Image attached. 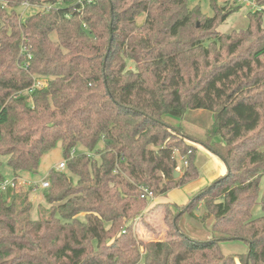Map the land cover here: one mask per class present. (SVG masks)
Returning <instances> with one entry per match:
<instances>
[{"label":"trees","instance_id":"trees-1","mask_svg":"<svg viewBox=\"0 0 264 264\" xmlns=\"http://www.w3.org/2000/svg\"><path fill=\"white\" fill-rule=\"evenodd\" d=\"M24 1L42 9L23 18ZM190 1L0 0V155L14 182L58 142L66 160L49 170L37 218L34 186L0 192V264H264V195L252 214L264 177V10L226 33L218 26L242 4L210 0L208 16ZM196 109L214 114L201 137L165 119ZM197 144L227 172L177 212L167 206V245L143 253L135 224L153 197L200 176ZM228 239L246 253H225Z\"/></svg>","mask_w":264,"mask_h":264},{"label":"rangeland","instance_id":"rangeland-1","mask_svg":"<svg viewBox=\"0 0 264 264\" xmlns=\"http://www.w3.org/2000/svg\"><path fill=\"white\" fill-rule=\"evenodd\" d=\"M219 3L225 2V0H218ZM200 4L202 11L208 15L213 16V9L210 4V0H191L190 7L194 5ZM41 8L38 6H29L19 7V12L23 18L26 16L38 12ZM264 10V9H262ZM256 11L252 10L245 4L241 6L237 11L233 12L231 16L222 24L218 26V29L222 32H231L233 30H243L247 27L248 24V12ZM259 11V10H257ZM200 111V112H199ZM167 119L170 123L181 126L189 135L194 137H201L204 135L206 129L211 125L214 121V114L209 110H188L184 116L171 117L168 116ZM196 144V143H195ZM102 143L100 144V146ZM198 150L196 152V165L198 166L200 172V179L196 180L194 183L189 184L188 186L180 187L176 190H170L167 193L161 194L156 198L151 199L150 204L148 205L145 215V219H139L135 224V231L139 235L141 239L145 242L144 247L142 248L143 253H147L153 247H164L167 245V233L169 231V226L164 222L165 208L170 206L174 212H177L176 205L180 206V203L188 202V200L199 193L203 189L209 187L212 183L217 181H211L209 183H204V181L209 180V176L216 174L220 171V166H222L225 162L216 154L211 153L209 149L204 147L203 145H199ZM75 153L78 154L86 151L84 147L79 146L74 149ZM63 148L62 143L58 142L57 145L46 152L40 162V166L36 172L22 171L21 176L17 179L16 185L19 188L27 189L31 186L35 187V190L30 194V199L33 202V209L31 211V217L37 218L39 214L40 206H46L43 194H42V182L46 180L47 174L50 169H60L59 164L64 161ZM0 173L3 174L6 181L14 180V171L7 164V156L0 155ZM183 163L179 158V171H181ZM62 170H65L62 169ZM223 176V175H222ZM264 195V177L261 180L260 184V192L258 197V203L252 209V214L254 218H257L263 214V210L260 204V200ZM175 201V202H169ZM177 202V203H176ZM184 204V203H183ZM197 215L201 216L205 213V208L203 205L199 207L197 210ZM190 225H197L198 230H201L200 223L197 222L195 224L194 220H189ZM206 231H204L205 233ZM195 233V232H193ZM203 233V232H202ZM198 233V236L204 237L206 235L212 236L211 232H206L205 234ZM197 234V232L195 233ZM147 245V246H146ZM221 247L223 251L227 254H244L247 251V245L243 240L238 239H228L221 241ZM148 248V250H147ZM143 264V260L139 263ZM237 264H244L240 261V258L237 257Z\"/></svg>","mask_w":264,"mask_h":264},{"label":"built area","instance_id":"built-area-1","mask_svg":"<svg viewBox=\"0 0 264 264\" xmlns=\"http://www.w3.org/2000/svg\"><path fill=\"white\" fill-rule=\"evenodd\" d=\"M225 1H228V2H231V3H239V4H242V5L245 4L246 6L251 8L252 10H262V9H264V5H261L259 3V0H225ZM22 6L29 7V6H38V5H32L28 1H24L22 3ZM41 85H42L41 82H38V83L35 84V86H41ZM74 153H75V151L73 149L71 154L74 155ZM59 168H60V170L66 168V160L62 161L59 164ZM15 184L16 183L14 182V180H12V181H6V180L2 181L0 183V192L5 191L9 186H15ZM42 186L43 187H48L49 186V182L44 180L42 182ZM148 195H149V197H151L152 193L150 192Z\"/></svg>","mask_w":264,"mask_h":264},{"label":"crops","instance_id":"crops-1","mask_svg":"<svg viewBox=\"0 0 264 264\" xmlns=\"http://www.w3.org/2000/svg\"><path fill=\"white\" fill-rule=\"evenodd\" d=\"M200 112V111H199ZM200 145V144H199ZM202 146V145H201ZM198 147V146H197ZM211 152V151H210ZM211 153H213V152H211ZM180 167V166H179ZM178 167V168H179ZM227 172V166H226V164L224 163L222 166H220V171L219 172H217L216 174H213V175H210L209 176V180L208 181H204V183H209V182H211V181H215L216 179H218L219 177H221L222 175H224L225 173ZM180 175H181V173H180ZM200 179V177H198L197 179H195V180H192V181H190L189 183H187L186 185H184V187L185 186H188L189 184H191V183H194L196 180H199ZM181 187H183V186H181ZM180 187H176V188H174V189H172V190H176V189H179ZM157 196H155V197H153V198H156ZM152 198V199H153ZM169 202H175V201H169ZM177 203V202H176ZM183 203H185V202H183ZM183 203H180V204H183ZM164 219V218H163Z\"/></svg>","mask_w":264,"mask_h":264},{"label":"water","instance_id":"water-1","mask_svg":"<svg viewBox=\"0 0 264 264\" xmlns=\"http://www.w3.org/2000/svg\"><path fill=\"white\" fill-rule=\"evenodd\" d=\"M180 173H181V171H179L178 169H176L175 172H174V177L180 176Z\"/></svg>","mask_w":264,"mask_h":264}]
</instances>
